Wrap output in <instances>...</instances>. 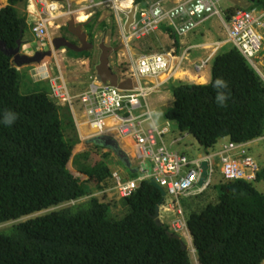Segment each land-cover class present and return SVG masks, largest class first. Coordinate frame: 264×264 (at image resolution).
<instances>
[{
	"label": "trees",
	"instance_id": "16d2710c",
	"mask_svg": "<svg viewBox=\"0 0 264 264\" xmlns=\"http://www.w3.org/2000/svg\"><path fill=\"white\" fill-rule=\"evenodd\" d=\"M7 1L0 10V42L15 50L18 41L25 43L33 21L29 24L16 7L27 0ZM133 4L148 5L147 0ZM239 9L230 6L226 22ZM100 15L86 26L91 41L93 22ZM100 23L99 29L107 32V23ZM165 32L177 43L170 29ZM157 39H144L146 47L137 49L160 52ZM153 44L157 47L150 49ZM80 55L89 58L87 72L93 74V53ZM12 61L0 50V119L5 111L17 114L11 126L0 124V264H192L182 240L171 237L165 223L155 222L162 192L146 180L122 198L102 158L92 165L88 153L75 155L81 140L74 120L61 114L46 81L21 76L23 70ZM210 69L208 84L176 82L171 87L174 104L166 118L192 135L203 155L223 138L244 143L264 137V82L259 74L235 47L219 52ZM216 78L228 84L223 106L216 103ZM33 85L36 92L29 93ZM129 172L133 177L121 174L123 179H138ZM258 183H264V170L252 182L221 183L215 205L186 214L198 264L264 263V194L255 187Z\"/></svg>",
	"mask_w": 264,
	"mask_h": 264
},
{
	"label": "built area",
	"instance_id": "2783aa9c",
	"mask_svg": "<svg viewBox=\"0 0 264 264\" xmlns=\"http://www.w3.org/2000/svg\"><path fill=\"white\" fill-rule=\"evenodd\" d=\"M38 7L32 33L44 43L48 41L50 29L64 19H89L93 13L112 10L117 25L122 29L124 49H126L128 78L133 80V88L121 90L102 83L97 76L91 77L88 87L79 95L72 97L65 84L52 82L55 99L68 103L75 118L78 116L73 107L77 101L80 111L93 131L88 139L100 136L118 135L132 143L134 157L138 160L140 174L137 180L119 181L116 189L122 198L134 193L140 182L151 178L173 196L177 203L182 198L196 196L206 191L216 174L214 158L219 156L221 174L227 183L239 180L252 182L260 170L251 156L249 147L253 143H263L264 137L244 143L228 140L220 146L217 153H209L193 159L174 151L175 140L167 144L165 136L171 132L170 123L164 127L156 125L148 99L162 86L160 78L168 73L175 60L180 64L187 53L175 56L172 52H140L134 54L131 43L144 40L166 26L175 36L183 38L194 32L213 17L224 24L229 42L242 54L249 64L259 73L264 82V72L256 63L263 50L264 39L258 28H264V12L239 9L230 22L225 20L220 7L224 0H180L174 6H167L165 0H158L145 7L133 4V0H33ZM133 7L135 19L126 35L124 26ZM94 14V15H95ZM125 17V20H123ZM209 60L195 67L197 72L206 68ZM138 112H142L138 114ZM86 139V140H88ZM249 154V155H248ZM208 164V176L200 191L195 187L202 173L201 165ZM151 164V170L146 164ZM172 228L176 233L188 234V226L180 207L176 210Z\"/></svg>",
	"mask_w": 264,
	"mask_h": 264
},
{
	"label": "rangeland",
	"instance_id": "374dc122",
	"mask_svg": "<svg viewBox=\"0 0 264 264\" xmlns=\"http://www.w3.org/2000/svg\"><path fill=\"white\" fill-rule=\"evenodd\" d=\"M232 3H233V5H234V3H236L239 7H241V9L242 8L246 9V7L249 6V0H240V2H237V0H224V1H222L221 5H220L222 12L224 13V8L226 6L232 4ZM18 6L19 5H17V7ZM100 13H101V15L99 17V21L107 23L108 26L106 27L107 32H105V31L99 29V26H101L103 23H100L99 21H97V27L95 28V31H96V35L98 36V39L95 38L96 44L99 41L101 42V40H104V43L106 45H108V46L111 45V41L109 40V37H110V31L112 30V26L114 24L116 25V28H115L116 29V32H115L116 36L120 40H121V38L123 40L122 29L117 25L115 18H114V15H113V11L108 9V10H103ZM94 14L95 13H93V16H94ZM90 18L85 20V22L87 23L90 20ZM80 20H82V19H80ZM123 20H125V17H123ZM28 23L30 24V22H28ZM62 23H64V21L57 22L58 25H61ZM207 26H211L215 30L220 29V31H225L224 26L222 25L220 19L217 17H213L209 21H207ZM84 27H86V26H84ZM63 30H65V28ZM61 32H62V29L51 30L50 35H53V36H51L53 38L56 35H60ZM258 32L261 33L262 36H264V28H258ZM151 38L152 37H150L149 39H151ZM45 43L46 42L42 43L38 39H36L34 34L32 33V31L29 30L25 36V44H27V45L22 48V53L28 52L30 48H35V49L42 48V46L45 45ZM134 44H138L136 46V48L134 47ZM131 46L133 47L134 54H139L142 50H141V48L137 49V47H142V46L146 47V44L143 42V40L142 41H133L131 43ZM155 47H157L156 44H153L150 47V49H153ZM162 49H163V47H162ZM91 52L93 53V59H94L93 62L95 64H97L98 63V57H99L100 53L97 49L94 51H91ZM67 57H75L76 59H80L79 55H76L75 53H70V52H69V56H67ZM82 58L85 60L86 65H87L89 62L88 61L89 58H87L86 56H82ZM47 60H48V58L45 61H47ZM112 61H113L112 69L114 70V72L117 73L118 70H121L124 72V70L127 69L126 49L122 48L119 52H117L115 55H113ZM82 62H83L82 59H80V61L77 63L76 62L73 63L69 58H63V57L57 58V57H55V59H49L48 60V70H49L50 74L45 80H40L39 78H43V77L38 75V77H39L38 78L36 76V72L33 71L32 69H30V70L25 69V68L21 69V70H23V73H21V76H23V74L25 76H30V74H31L32 81H36V80L46 81V84H47L46 89L48 92L50 91V85L47 82H50V80L52 82H57V84H59V85L64 83V84H66L70 95L73 97L74 96L73 89H75V91H78L81 88V86H83L89 82L88 77L85 76V74H89L87 72L88 68L86 65L81 64ZM71 66H75L77 68V71H76L77 74L71 75V73L69 72V70L72 68ZM210 66H211V62L209 63L208 68ZM250 66L252 67L251 64H250ZM260 69L264 72V69H262L261 66H260ZM29 71H30V73H29ZM60 72L62 73L63 76L60 74ZM31 89L32 90H30L29 93H32L31 91L36 92L35 85H33L31 87ZM160 91H161V89H160ZM161 94H162V91L159 94H153L149 98V103L151 105V110L154 112L153 119H154L156 125L159 127H164L168 121L165 113L169 108H171L173 106V102H172L173 96L169 93L172 101L167 103L165 101L160 100ZM74 106H75V110L78 111L79 106L76 102L74 103ZM68 108H69L70 112L66 108L63 111H61V114L64 113L66 115L69 114V116H72V119L74 120L75 125H77L76 130L78 132L77 134H78L79 139H81V138L88 139V137L92 134V132H91L89 126L87 125V119L86 118L82 119L79 116L74 118L70 107H68ZM141 113L142 112H138V114H141ZM171 123H172V125H171L172 131L165 136V138H164L165 142L169 145V144L173 143L175 140H178V143L173 145L172 149L174 151H177L179 153L184 154L189 159H193V158L201 156L203 154V150H202L201 145H199V143L197 142V140L192 135H187L186 132H182L178 128V126L175 125V123H173V122H171ZM88 142L89 141H87V140H83L82 143H79L75 155L88 153L90 156L89 162L92 165L94 164V162L96 160H101V158H102L104 160L105 164L108 167H110V169L112 171L114 168H117L124 175H128V178L133 177V176H130V172H129L130 170L128 168H126L127 165L124 162H121V160L118 159L117 155H115L109 149H104L103 147L98 146L97 143L90 144ZM218 144L220 145V142ZM219 145L216 146L214 149H211L210 152L211 153L219 152V150H220ZM252 147L255 151L260 150L261 156L264 157V144L263 143H260L258 145L253 144ZM128 150L131 151V148L128 147ZM254 157H256V156H254ZM131 158L134 162H137V159L134 158L133 153L131 154ZM258 158H259V156H257V159ZM214 161L216 164V174L213 177L212 186L207 190L206 194L204 196H202L201 198L192 196L188 199H181L180 200V204H181V206H183V208L185 210V214L191 213V212L200 213L206 205H208V204L215 205L218 202L219 186L224 181H223V176L221 174L222 165H221V161H220L219 156H216L214 158ZM260 162L264 163L263 161H260ZM258 164H259V167H261V164L260 163H258ZM133 165L135 166L134 163H133ZM255 187L257 188V190H259L261 193L264 194V183L255 184ZM108 197H111V196L108 195ZM173 200L174 199L171 196H168V199H167L168 202H171ZM124 215H125V211H122V213L120 214V219L123 218ZM26 217H28V216H26ZM26 217H24V218H26ZM161 220L163 223H165L168 226V228L172 232V230H171V219L170 218H161ZM180 238L185 242V244L187 246H189L188 248L190 251V258H191L192 264H198L196 255H193L194 252L192 250V247H190V242H189L188 236L185 234L183 236H180Z\"/></svg>",
	"mask_w": 264,
	"mask_h": 264
},
{
	"label": "crops",
	"instance_id": "0c3cea01",
	"mask_svg": "<svg viewBox=\"0 0 264 264\" xmlns=\"http://www.w3.org/2000/svg\"><path fill=\"white\" fill-rule=\"evenodd\" d=\"M156 1H158V0H147V4H152ZM178 1H180V0H165V2L167 3V6H172V5L176 4ZM237 2H240V0H237ZM234 4H236V3H234ZM7 5H8L7 0H0V10L5 8ZM18 5L19 6L17 7V9L19 10L21 15L27 16L28 22L34 21V19L38 16V13H36V10H38V7L33 0H27V2L23 1V2L19 3ZM230 6H233V3L226 6L224 8V10L226 11ZM248 8H252L251 10H255L257 12V14H260V13L264 12V0H249V6H247L246 9L249 10ZM242 9H244V8H242ZM94 16L92 18H90V20L87 23L85 22V20L83 21L80 19H77V20L75 19L76 26L77 25H82V27L87 26V24L90 21H92ZM60 21H64V23H62L61 25L56 24L52 29H59L61 27L67 28L66 24L68 23L69 20L64 19V20H60ZM98 21H99V19H98ZM93 23H94V25L96 24V27H97V22L94 21ZM222 25L224 26L223 23H222ZM84 28L86 29V27H84ZM166 29L167 28L162 27L157 32V34L155 35V37L158 38L159 42L162 45H165V50L172 52L175 56H180L182 53L187 51V54H186L182 64H178L177 60H175L171 66V70L168 73L162 74V76L160 78V82H161L162 86L158 89L157 92L154 93V94H159L162 91V94L160 96V100L165 101V102L168 101L167 103H169L170 101H172L169 93L172 95L171 87L176 82H184V83L200 84V85L208 84L211 80V69H210V67L207 70L203 71L201 74H198V73H196L194 66L201 64L203 61L207 60L208 58L213 59L219 52L228 51L229 49H231L233 47V45H232V43L229 42L228 32H227L226 28H225V31H220V29L215 30L213 27L207 26V22L205 24H203L201 27L197 28L194 32L187 35L186 37L178 39L177 43L173 38H171V36L168 33L165 32ZM84 31L88 35V40L91 41V38H90L88 31H86V30H84ZM63 32H64V30L62 29L61 34H63ZM50 36H53V35H50ZM262 37L264 39V36H262ZM95 38L98 39V36L94 35V41L93 42L96 44ZM99 43H101V42L99 41L96 45L99 46L100 45ZM26 45L27 44H25V43L22 44L23 47ZM263 50H264V43H263ZM263 50L258 55V58L256 61V63L258 65H260L262 69H264V51ZM23 53H28V52H23ZM23 53L21 51V54H23ZM67 56H69V53L66 52L65 50H61L58 53H56L57 58L58 57L69 58L73 63H75V62L77 63L80 61V59H82L83 62L81 64H84V65L86 64L85 60L82 58L81 55H79L80 59H76L75 57H67ZM112 58L113 57H111V65L113 64ZM212 59H211V61H212ZM48 60L47 61L44 60L42 62H38L35 64L24 62L22 64H15V66L17 67V69L19 71H21V69H23V68L29 69V70L32 69L33 71L36 72L37 77H38V75L43 77V78L38 77L40 80H45L50 74V72L48 70ZM71 67L72 68L69 70L71 75L77 74L76 73L77 68L75 66H71ZM117 72L119 73L120 77L122 75L124 77H127L129 70H124V72L121 70H118ZM29 73H30V71H29ZM85 76H87L89 79L91 75L85 74ZM30 77H31V74H30ZM36 81H39V80H36ZM160 89H161V91H160ZM172 102L174 104V99ZM79 117H81L82 119H85L83 114H80ZM114 139L118 142L120 148L125 153L127 151V155L131 157L132 153L130 150H128V147H129L128 142L125 143V142H123L117 138H114ZM228 140H229V138H223L220 141V145L217 144L216 146L224 145L228 142ZM253 144L258 145L260 143H253ZM253 144H251L249 147V151L251 153V156L254 158V160L257 162V164L258 163L261 164L260 170H264V163L260 162V161L264 162V159H263L264 157L261 156L260 150L255 151L253 149V147H252ZM253 155L256 157H254ZM257 156H259L260 159L259 158L257 159ZM258 166H259V164H258Z\"/></svg>",
	"mask_w": 264,
	"mask_h": 264
},
{
	"label": "water",
	"instance_id": "95a60500",
	"mask_svg": "<svg viewBox=\"0 0 264 264\" xmlns=\"http://www.w3.org/2000/svg\"><path fill=\"white\" fill-rule=\"evenodd\" d=\"M135 13H136V7H133L130 14L127 17V21L125 23V34L127 35L130 30V26L133 24L135 19ZM67 32L68 34H73L76 36L78 43H74L69 41L66 37H56L51 40V42H48L47 45L44 47L46 49V52H43L41 50L30 48L28 53L21 54L22 51V43L21 41H18V47L15 50H9L6 48V45L3 42H0V50H2L4 53H6L8 56L13 58L14 64H22L24 62H41L44 58H54L55 53L59 52L60 50L64 49L67 52H72L75 54H81L84 52H91L94 50L99 51V57H98V64L96 66V74L97 77L102 81V83H109L110 85L120 88V89H132L133 88V80L131 78H128L126 80H121L114 72V70L111 68V57L112 54L121 50L122 47L125 45L124 42L118 47V48H110L107 46L104 41L100 43L99 46H97L93 41L88 40L87 33L83 30L82 25H77L74 18H71L67 23ZM25 59V60H24ZM44 59V60H45ZM27 60V61H26ZM94 142H96L98 145L103 147H110L114 150H117V153L119 157L126 165L127 168L131 170L132 173H137V169L132 168V163L129 160L126 153L119 149V145L115 140L108 136H100L98 138L94 139ZM150 163H148L147 168H150ZM202 173L200 175L199 181L195 187L196 191H200L207 179L208 176V164L207 162H203L201 165ZM151 183L158 188L163 195V198L165 197L166 193L165 191L154 181L151 180ZM159 208H157L156 213V223L158 225H162L159 220ZM173 238L179 239L177 235H171Z\"/></svg>",
	"mask_w": 264,
	"mask_h": 264
},
{
	"label": "clouds",
	"instance_id": "9594fccd",
	"mask_svg": "<svg viewBox=\"0 0 264 264\" xmlns=\"http://www.w3.org/2000/svg\"><path fill=\"white\" fill-rule=\"evenodd\" d=\"M148 5H151V4H148ZM175 5V4H174ZM174 5H172V6H174ZM17 7V6H16ZM247 10V9H246ZM96 15V14H95ZM225 16H226V13H225ZM93 17V16H92ZM91 17V18H92ZM125 27V26H124ZM165 28H167L166 26H164ZM61 28H63V27H61ZM61 28H59V29H52V30H60ZM51 29H50V31H51ZM168 29V28H167ZM32 31V30H31ZM157 34V33H156ZM156 34H154V35H152L151 37H155V35ZM96 35V34H95ZM56 36H58V35H56ZM55 36V37H56ZM177 37V36H176ZM178 38V37H177ZM54 39V38H53ZM178 39H180V38H178ZM51 40H52V37L50 36V32H49V36H48V41L45 43V45H43L42 46V48H39L38 50H41V51H46V49H44V47L47 45V43L48 42H51ZM157 43L159 44V46H160V52H154V51H148V52H151V53H161V52H163V51H166V52H170V51H167V50H165V45H162L160 42H159V40L157 39ZM132 47V46H131ZM162 47H163V49H162ZM234 47V46H233ZM123 48H125V47H123ZM133 48V47H132ZM236 48V47H235ZM62 50H64V49H62ZM61 51V50H60ZM264 51V50H263ZM67 52V51H66ZM132 52L134 53V50H132ZM262 52V51H261ZM56 53H58V52H56ZM56 53H55V57H56ZM69 53V52H68ZM70 53H72V52H70ZM82 54V53H81ZM183 54V53H182ZM187 54V53H186ZM241 54V53H240ZM76 55H80V54H76ZM113 55V54H112ZM242 55V54H241ZM186 56V55H185ZM55 57L54 58H48V59H55ZM258 58V57H257ZM45 59V58H44ZM44 59L42 60V61H44ZM47 59V58H46ZM45 59V60H46ZM211 59L212 58H208L207 60H209V62H208V64H207V66L209 65V63L211 62ZM207 60H205V61H207ZM257 60V59H256ZM41 61V62H42ZM177 61H179V59L177 60ZM205 61H203V62H205ZM13 62V61H12ZM248 62V61H247ZM89 63V62H88ZM113 63V62H112ZM183 63V61L180 63V64H182ZM14 64V63H13ZM31 64H35V63H31ZM15 65V64H14ZM86 65V64H85ZM89 64H87L86 66H88ZM200 65V64H199ZM196 66H198V65H195L194 66V69H195V67ZM206 66V68H204L202 71H200V72H197L196 70V73H198V74H201L204 70H206L208 67ZM259 67H260V65H258ZM111 68H112V65H111ZM125 70H127V69H125ZM256 71V70H255ZM257 72V71H256ZM263 72V71H262ZM116 73V72H115ZM258 73V72H257ZM60 74L62 75V73L60 72ZM116 74H118V72L116 73ZM259 74V73H258ZM88 75V74H87ZM63 76V75H62ZM93 76H97V74H96V67H95V72L93 73V74H91V76H90V78L88 79V83L87 84H85V85H83V86H81V88L78 90V91H75V89H73V93H74V96L73 97H75V96H77V95H79L80 93H82L83 91H85V89L88 87V85H89V83H90V81H91V77H93ZM118 76H119V74H118ZM260 76V75H259ZM119 78L121 79V80H126V79H128V77H124L123 75L120 77L119 76ZM100 80V79H99ZM101 81V80H100ZM102 82V81H101ZM50 84H51V97L55 100L54 102L58 105V106H60L61 108H62V110H64V109H68L69 110V108L68 107H70V105L68 104V103H64V102H62V101H60V100H57V99H55L54 98V96H53V87H52V81L50 80ZM104 84H109V83H104ZM110 85V84H109ZM65 86H66V84H65ZM112 86V85H111ZM133 86V85H132ZM213 88L216 90V97H215V99H216V103H217V105L218 106H223V105H225V103H226V101L228 100V94H227V91H226V89L228 88V84H227V82L223 79V78H216L215 80H214V82H213ZM67 87V86H66ZM112 87H114V86H112ZM114 88H117V87H114ZM118 89H120V88H118ZM121 90H124V89H121ZM127 90V89H126ZM153 95V94H152ZM150 98V97H149ZM77 103V101H74V103ZM148 102H149V99H148ZM74 103H73V107L75 108V106H74ZM78 104V103H77ZM149 105H150V103H149ZM79 106V105H78ZM151 106V105H150ZM70 109H71V107H70ZM71 111H72V109H71ZM69 112H70V110H69ZM77 113H78V116L80 115V114H83L81 111H80V109H78V111H76ZM73 116H74V114H73ZM84 116V115H83ZM72 117V116H71ZM85 117V116H84ZM74 118H75V116H74ZM86 118V117H85ZM17 119V114L16 113H14V112H12V111H5L4 112V114H3V119H0V124H3L4 126H11L14 122H15V120ZM168 120V119H167ZM167 122H169L170 123V129H171V125H172V121H170V120H168ZM176 125V124H175ZM75 126H77V125H75ZM91 130V129H90ZM171 131H172V129H171ZM91 132H92V134H93V131L91 130ZM78 133V132H77ZM187 133V132H186ZM187 135H190L189 133H187ZM108 137H110V138H112L113 140H115L114 138H117V139H119V140H121V141H123V142H128V146L131 148V153H133V148H132V143L130 142V141H128V140H124V139H122V138H120L118 135H111V136H108ZM95 138H98V137H94V138H92V139H88L87 141H89V142H91V144H93V143H96V142H94V139ZM80 140H86L85 138H81ZM165 140V139H164ZM82 141H81V143H82ZM116 141V140H115ZM117 142V141H116ZM117 144H118V142H117ZM119 145V144H118ZM100 146V145H99ZM101 147H103V146H101ZM104 149H109L111 152H113L115 155H117V157H118V159L120 160L121 158L119 157V155H118V153H117V150H114V149H112V148H110V147H103ZM119 149L120 150H122L121 148H120V146H119ZM123 151V150H122ZM126 155H127V151H126ZM128 156V155H127ZM201 156H204L203 154L201 155ZM128 158H129V160L131 161V163H132V168L133 169H137L138 171H137V174H138V177H139V174H140V170H139V165H138V160H137V162H134L133 160H132V158L130 157V156H128ZM135 158V157H134ZM121 162H123L122 160H121ZM133 163L135 164V166L133 165ZM151 165V164H150ZM147 166H148V163L146 164V168H147ZM126 167V166H125ZM127 168V167H126ZM260 168V167H259ZM148 169V168H147ZM130 170V169H129ZM149 171L151 170V166H150V168L148 169ZM131 171V170H130ZM113 177L115 178L114 179V181H115V183H116V187H117V184H118V182L119 181H122V182H124V183H126V182H129V181H131V180H125V179H123V177H122V173L117 169V168H114L113 169ZM137 180V179H136ZM148 180V179H147ZM151 180H154V179H150L149 181H151ZM146 181V180H145ZM199 181V180H198ZM224 181V180H223ZM198 183V182H197ZM223 183H226L225 181L223 182ZM140 184H141V182H140ZM140 184H139V186H140ZM197 185V184H196ZM139 186L136 188V190L139 188ZM211 186H212V184H211ZM210 186V187H211ZM115 187V188H116ZM209 187V188H210ZM135 190V191H136ZM164 190V189H163ZM134 191V192H135ZM165 191V190H164ZM166 193V192H165ZM168 196H170V195H165V197L162 199V201H161V203L158 205V207L157 208H159V211H160V214H159V220H160V222H161V224H163V222H162V220H161V218H170L171 219V230H172V232L170 231V229H169V231H170V236L171 235H177L178 237H179V239L180 240H182L181 238H180V236H183L182 234H179V233H176L174 230H173V228H172V223H173V221L175 220V218H176V216H177V214H176V210L178 209V207H180L181 209H182V211H183V214H184V216H185V219H186V214H185V210H184V208H183V206H181V204L180 203H177V201H176V199L173 197V196H171L174 200L173 201H171V202H168L167 201V199H168ZM196 196H198V195H196ZM195 196V197H196ZM192 197V196H191ZM188 198H190V197H186V198H182V199H188ZM39 215V214H38ZM155 217H156V215H155ZM155 222H156V220H155ZM186 222H187V219H186ZM157 224V223H156ZM158 225V224H157ZM188 226V225H187ZM188 234L189 235H187L188 236V239H189V242H190V247H192V250H193V252H194V247H193V244H192V239H191V235H190V232H189V229H188ZM182 244H184V246L186 247V249H188L189 250V246H187L186 244H185V242L182 240ZM189 253H190V251H189ZM264 264V263H263Z\"/></svg>",
	"mask_w": 264,
	"mask_h": 264
},
{
	"label": "flooded vegetation",
	"instance_id": "af4514ba",
	"mask_svg": "<svg viewBox=\"0 0 264 264\" xmlns=\"http://www.w3.org/2000/svg\"><path fill=\"white\" fill-rule=\"evenodd\" d=\"M71 19V18H70ZM70 19H68V20H70ZM67 25V24H66ZM61 29H64V28H61ZM66 30H64V32H63V34H60V35H58V36H56V37H66L69 41H71V42H74V43H78V40H77V38H76V36L75 35H73V34H68V32H67V28H65ZM83 30H86L84 27H83ZM56 37H53V38H56ZM151 37V36H150ZM150 37H148V38H150ZM109 40L111 41V45H109V47L110 48H118L122 43H123V40H122V38H121V40L116 36V33H113L112 32V30L110 31V37H109ZM104 40H101V42H103ZM108 46V45H107ZM124 47V46H123ZM122 47V48H123ZM120 51V50H119ZM119 51H117V52H119ZM43 52H46V51H43ZM117 52H115V53H113V55H115ZM113 55H112V57H113ZM25 60V59H24ZM27 61V60H26ZM29 63H32V62H29ZM33 63H36V62H33ZM98 64V63H97ZM97 64H96V66H97ZM95 66V67H96ZM112 66H113V64H112ZM119 74V73H118ZM88 143H90L91 144V142H88Z\"/></svg>",
	"mask_w": 264,
	"mask_h": 264
},
{
	"label": "bare ground",
	"instance_id": "6f19581e",
	"mask_svg": "<svg viewBox=\"0 0 264 264\" xmlns=\"http://www.w3.org/2000/svg\"><path fill=\"white\" fill-rule=\"evenodd\" d=\"M80 19H82V20H86L87 19V17H85V16H82ZM168 102V101H167Z\"/></svg>",
	"mask_w": 264,
	"mask_h": 264
}]
</instances>
